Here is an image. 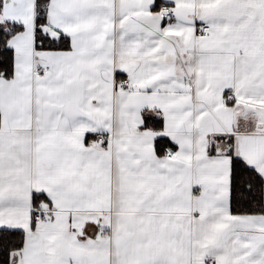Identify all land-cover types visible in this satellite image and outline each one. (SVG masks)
Listing matches in <instances>:
<instances>
[{
  "label": "snow or ice",
  "instance_id": "1",
  "mask_svg": "<svg viewBox=\"0 0 264 264\" xmlns=\"http://www.w3.org/2000/svg\"><path fill=\"white\" fill-rule=\"evenodd\" d=\"M0 264H264V0H0Z\"/></svg>",
  "mask_w": 264,
  "mask_h": 264
}]
</instances>
